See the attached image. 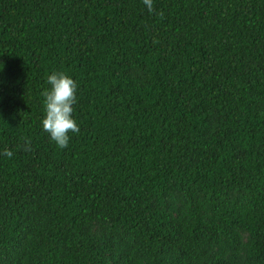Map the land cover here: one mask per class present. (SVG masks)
<instances>
[{
  "label": "trees",
  "instance_id": "1",
  "mask_svg": "<svg viewBox=\"0 0 264 264\" xmlns=\"http://www.w3.org/2000/svg\"><path fill=\"white\" fill-rule=\"evenodd\" d=\"M2 67L0 264H264V0H0Z\"/></svg>",
  "mask_w": 264,
  "mask_h": 264
},
{
  "label": "clouds",
  "instance_id": "2",
  "mask_svg": "<svg viewBox=\"0 0 264 264\" xmlns=\"http://www.w3.org/2000/svg\"><path fill=\"white\" fill-rule=\"evenodd\" d=\"M148 12L154 11V0H142ZM3 67L0 68V72ZM47 87L42 92L44 115L41 127L50 140L60 149L69 146L71 134L79 133L80 127L74 118V105L77 103V82L63 71H53L46 78ZM3 155L11 157L6 151Z\"/></svg>",
  "mask_w": 264,
  "mask_h": 264
}]
</instances>
